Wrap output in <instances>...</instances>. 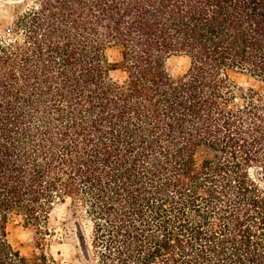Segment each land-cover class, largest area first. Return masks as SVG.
I'll return each instance as SVG.
<instances>
[{
    "label": "trees",
    "instance_id": "trees-1",
    "mask_svg": "<svg viewBox=\"0 0 264 264\" xmlns=\"http://www.w3.org/2000/svg\"><path fill=\"white\" fill-rule=\"evenodd\" d=\"M1 31L0 264H63L8 225L67 202L68 264H264V0H33Z\"/></svg>",
    "mask_w": 264,
    "mask_h": 264
},
{
    "label": "rangeland",
    "instance_id": "rangeland-1",
    "mask_svg": "<svg viewBox=\"0 0 264 264\" xmlns=\"http://www.w3.org/2000/svg\"><path fill=\"white\" fill-rule=\"evenodd\" d=\"M32 4L33 0H0V31L10 26L18 15ZM108 54L111 60L118 59L116 50H109ZM188 64V57L171 55L166 61V69L171 75L177 76L186 71ZM120 74L119 71L113 72L116 77ZM237 80L244 84L246 78L239 76ZM91 230V222L87 216L71 207L69 202L56 204L49 218L47 231L25 224L24 220L17 216L13 217L8 225L9 239L22 254L31 255L44 250L63 264L75 261L76 256L81 255L84 241L90 244Z\"/></svg>",
    "mask_w": 264,
    "mask_h": 264
}]
</instances>
